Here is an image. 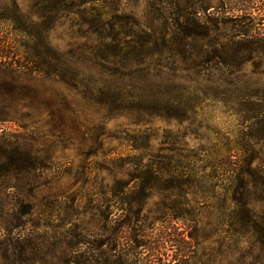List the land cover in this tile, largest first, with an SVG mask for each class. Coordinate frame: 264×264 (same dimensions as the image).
I'll return each mask as SVG.
<instances>
[{"label": "rangeland", "instance_id": "374dc122", "mask_svg": "<svg viewBox=\"0 0 264 264\" xmlns=\"http://www.w3.org/2000/svg\"><path fill=\"white\" fill-rule=\"evenodd\" d=\"M16 1L32 13V0ZM104 1L109 18L131 17L154 31L178 33L188 20L199 22V37L190 39L184 56L172 47L150 60L151 75H163L164 88L183 105L170 116L126 111L108 118L92 109L88 118L105 130L99 139L68 147L35 142L62 164L47 172L39 200L68 193L59 218L78 209L72 217L87 230L85 246L97 252L102 240L93 264L263 263L264 252L234 212L241 196L264 214V135L236 115L247 110L248 95L264 97V0ZM87 28L80 15L64 16L50 42L81 52L94 43ZM0 36L11 37L10 27L0 24ZM58 89L40 92L34 107L45 110L44 100ZM65 128L78 135L71 120ZM3 131L18 127L0 125ZM140 162L153 170L137 167ZM48 229L54 241L65 236L63 227ZM2 254L0 264H10Z\"/></svg>", "mask_w": 264, "mask_h": 264}, {"label": "trees", "instance_id": "16d2710c", "mask_svg": "<svg viewBox=\"0 0 264 264\" xmlns=\"http://www.w3.org/2000/svg\"><path fill=\"white\" fill-rule=\"evenodd\" d=\"M32 2V13H25L16 0H0V24L10 27L12 34L0 36V74H24L0 75V125L18 127L15 133L0 134L1 257L10 264H93L94 257L103 253L102 240H98V253L85 246L87 230L76 225L72 217L80 215L78 209L75 214L69 206L74 213L66 210L65 217L59 218L60 203L68 193L52 194L54 197L44 201L38 198L39 187L48 184L44 178L47 172L62 169V164L55 163L52 154L40 151L34 143L48 139L68 147L99 139L105 130L88 118L92 109L108 118L126 111L177 114L182 100L164 88L163 75H151L150 60L154 55L162 57L172 47L184 56L190 39L199 37L201 25L192 19L178 33H168L142 27L131 17L113 14L109 18L104 0ZM67 15L82 17L93 45L78 52L61 51L51 44L50 33ZM48 87L59 89L44 100L45 110L34 107L39 103V93H47ZM63 87L65 90H60ZM247 98V110L236 115L252 123V133L263 136L264 97L255 92ZM244 113L252 115L243 117ZM67 119L78 135L66 130ZM136 166L147 173L153 170L152 165L141 162ZM236 206L239 226L250 230L264 252V214L257 213L246 197L237 198ZM61 227L65 232L62 239L54 241L48 236V228L55 231ZM46 246L52 250L46 252Z\"/></svg>", "mask_w": 264, "mask_h": 264}]
</instances>
